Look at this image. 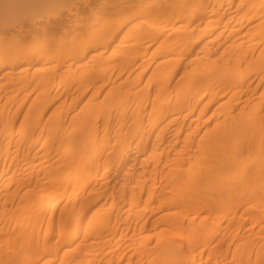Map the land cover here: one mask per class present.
Returning a JSON list of instances; mask_svg holds the SVG:
<instances>
[{"label":"bare ground","instance_id":"obj_1","mask_svg":"<svg viewBox=\"0 0 264 264\" xmlns=\"http://www.w3.org/2000/svg\"><path fill=\"white\" fill-rule=\"evenodd\" d=\"M60 1H0V29L16 27V46L31 37L12 66L61 56L56 46L26 54L39 33L60 27L72 45L116 40L106 26L82 32L96 22L90 14L116 12V2L72 0L64 16L38 15ZM202 16L185 36L200 60L182 80L161 73L182 46L161 42L147 79L95 83L94 92L108 89L104 101L76 113H24L25 102L11 112L0 99V264H206L224 256L214 248L203 257L213 244H227L231 262L264 264V226L254 221L264 215V106L252 102L264 101V0H230ZM73 18L75 34L64 26ZM69 83L53 88L48 75L40 85L50 95ZM241 94L252 101L239 107Z\"/></svg>","mask_w":264,"mask_h":264},{"label":"rangeland","instance_id":"obj_2","mask_svg":"<svg viewBox=\"0 0 264 264\" xmlns=\"http://www.w3.org/2000/svg\"><path fill=\"white\" fill-rule=\"evenodd\" d=\"M102 1L100 0V2ZM108 1L116 2L120 9L111 14H101L100 11L90 14L88 19H94L96 22L92 25L87 24L88 27L82 32L86 35L91 30H98L106 26L108 36L118 31L116 40L112 43L107 45L104 43L105 45L91 48L94 40L84 37L83 39L77 38L72 45L68 40V33L64 31L63 27H60L51 33H39L38 38L34 40L32 49L26 51V54H29L42 48L43 52H52L49 50L56 46L53 50L62 53L58 58H50L34 64L22 63L14 67L12 66L13 60L24 53L25 44L31 40V37L27 35V37L21 38L22 41L16 46L12 40L17 35L16 27L9 26L8 30L0 29V99L6 103L11 112L16 111L21 102L26 103L24 113L31 107L35 111L41 112L40 106L48 105V113L68 114L76 113L84 107L89 108L93 103L103 102L108 89L94 92V84L103 86L109 81H125L128 77L132 80L147 79L156 70L154 68L158 60L156 49L160 47L161 42L164 46L171 44H173L172 47L182 46L167 54L168 65L161 73L173 80L184 79L186 71L200 60L201 51L200 45H196L189 53L190 48L186 47L185 36L189 31L198 32L204 26L207 19L202 16L204 9H207L209 13L216 14L221 5L227 6L230 2V0H132L131 4L126 6L125 0ZM241 1L233 0L234 3ZM71 3L72 0L54 3L42 9L38 15L45 20H54L58 15H66ZM5 14L7 15L5 17L11 16L7 10ZM188 14L192 16H188ZM99 15L102 16L99 17ZM112 21L114 23L109 24ZM25 23L30 25L28 19L25 20ZM77 23V19L73 18L70 25L66 23L64 26L75 34L78 30L76 29ZM108 36H105V40ZM177 40L182 41L175 44ZM13 47H15V51H7ZM48 75L53 76V88L58 81L66 77L73 81V85L69 83L61 87L58 92L53 90L50 95H47L42 92L40 84L41 79ZM257 83L258 81L255 80L253 87H256ZM259 86L260 89H263L264 82ZM251 101L245 94H241V99L237 100L239 107ZM252 102L256 103L257 107L264 106L263 98ZM254 185L252 184V186ZM250 193L251 191L248 192V194ZM243 197L244 195H241L238 201L242 202ZM262 209L264 210V204ZM235 212L236 216H240L241 208L237 206ZM235 217H230L228 220L230 225L238 227L240 223ZM254 221L255 228L263 227L264 215H259V218H255ZM237 227L228 235L223 234L227 238V243L229 241L235 243L238 239L237 235L234 236L239 231ZM3 232V224L0 220V240L3 239ZM221 235L217 236L221 237ZM2 250L8 249L5 246ZM215 251L223 252L224 256L221 258L210 257V261L206 264H237L234 261L231 262L227 244L223 246L211 245L203 257H207ZM231 251H233V245H231Z\"/></svg>","mask_w":264,"mask_h":264}]
</instances>
